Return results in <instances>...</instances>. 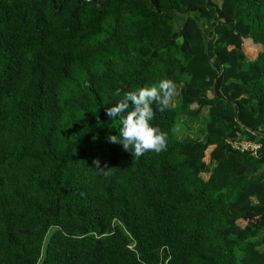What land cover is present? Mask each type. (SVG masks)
<instances>
[{
	"label": "trees",
	"instance_id": "obj_1",
	"mask_svg": "<svg viewBox=\"0 0 264 264\" xmlns=\"http://www.w3.org/2000/svg\"><path fill=\"white\" fill-rule=\"evenodd\" d=\"M165 79L134 159L106 109ZM0 264H264V0H0Z\"/></svg>",
	"mask_w": 264,
	"mask_h": 264
},
{
	"label": "clouds",
	"instance_id": "obj_2",
	"mask_svg": "<svg viewBox=\"0 0 264 264\" xmlns=\"http://www.w3.org/2000/svg\"><path fill=\"white\" fill-rule=\"evenodd\" d=\"M176 95V84L171 79L161 80L158 85L127 92L123 99L106 109V114L113 120L117 117L121 118L119 138L117 135H111L110 142L121 144L125 151L131 152L134 159L141 157L147 151L157 154L165 151L166 133L151 123L155 116L153 105H158L159 110L164 111L169 108ZM129 101L134 107L127 111V115H123L129 109ZM94 163L97 165V170L104 172L105 175L108 174L107 169L110 168L107 166L100 168L98 160Z\"/></svg>",
	"mask_w": 264,
	"mask_h": 264
},
{
	"label": "rangeland",
	"instance_id": "obj_3",
	"mask_svg": "<svg viewBox=\"0 0 264 264\" xmlns=\"http://www.w3.org/2000/svg\"><path fill=\"white\" fill-rule=\"evenodd\" d=\"M215 1L219 3V0H215ZM242 47H243V51L245 55L249 59H252L255 53L259 50V46L249 41H245ZM208 95L210 94L208 93ZM205 120H206V107L202 108L201 111L198 113V115L195 117L180 116L177 120L178 123H176V127H175L176 129L175 133H176L177 138L182 139L184 137H192V138L200 137L204 129ZM210 149H211V146L206 148L205 156L203 158L204 160L207 159V154ZM201 176L202 178H206L207 174L202 173ZM237 224L240 226H243L244 221L237 220Z\"/></svg>",
	"mask_w": 264,
	"mask_h": 264
},
{
	"label": "built area",
	"instance_id": "obj_4",
	"mask_svg": "<svg viewBox=\"0 0 264 264\" xmlns=\"http://www.w3.org/2000/svg\"><path fill=\"white\" fill-rule=\"evenodd\" d=\"M228 144L241 152H250L251 154L255 155L258 148L259 144L254 141L250 140H245L243 138H232V139H227Z\"/></svg>",
	"mask_w": 264,
	"mask_h": 264
}]
</instances>
